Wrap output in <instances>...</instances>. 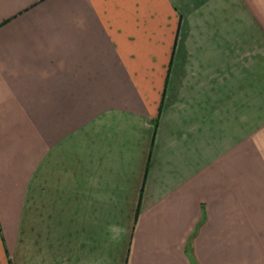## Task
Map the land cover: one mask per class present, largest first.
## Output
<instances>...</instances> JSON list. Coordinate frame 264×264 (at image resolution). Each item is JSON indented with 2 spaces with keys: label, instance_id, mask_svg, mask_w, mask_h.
Wrapping results in <instances>:
<instances>
[{
  "label": "crops",
  "instance_id": "0c3cea01",
  "mask_svg": "<svg viewBox=\"0 0 264 264\" xmlns=\"http://www.w3.org/2000/svg\"><path fill=\"white\" fill-rule=\"evenodd\" d=\"M260 25L264 0H0V264H264Z\"/></svg>",
  "mask_w": 264,
  "mask_h": 264
},
{
  "label": "rangeland",
  "instance_id": "374dc122",
  "mask_svg": "<svg viewBox=\"0 0 264 264\" xmlns=\"http://www.w3.org/2000/svg\"><path fill=\"white\" fill-rule=\"evenodd\" d=\"M261 30H264V25H260ZM260 73H259V80H260V112L264 113V39H261L260 42ZM263 115H261L262 119ZM260 137L264 138V119L260 121Z\"/></svg>",
  "mask_w": 264,
  "mask_h": 264
}]
</instances>
